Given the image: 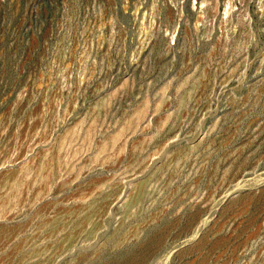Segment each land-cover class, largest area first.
Segmentation results:
<instances>
[{"label":"rangeland","instance_id":"obj_1","mask_svg":"<svg viewBox=\"0 0 264 264\" xmlns=\"http://www.w3.org/2000/svg\"><path fill=\"white\" fill-rule=\"evenodd\" d=\"M0 264H264V0H0Z\"/></svg>","mask_w":264,"mask_h":264}]
</instances>
